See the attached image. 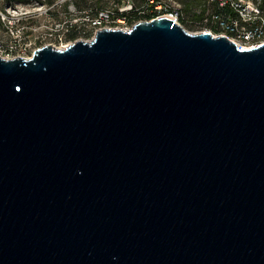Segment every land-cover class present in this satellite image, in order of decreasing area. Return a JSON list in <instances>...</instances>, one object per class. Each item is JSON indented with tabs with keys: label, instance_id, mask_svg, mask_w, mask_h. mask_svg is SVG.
<instances>
[{
	"label": "water",
	"instance_id": "water-1",
	"mask_svg": "<svg viewBox=\"0 0 264 264\" xmlns=\"http://www.w3.org/2000/svg\"><path fill=\"white\" fill-rule=\"evenodd\" d=\"M0 264H264V45L158 17L0 57Z\"/></svg>",
	"mask_w": 264,
	"mask_h": 264
},
{
	"label": "rangeland",
	"instance_id": "rangeland-1",
	"mask_svg": "<svg viewBox=\"0 0 264 264\" xmlns=\"http://www.w3.org/2000/svg\"><path fill=\"white\" fill-rule=\"evenodd\" d=\"M136 0H53V5L49 6L47 0H0V49L9 43H20L28 45L31 50L42 48L46 45H53L56 48L61 45L57 41L58 37H64L67 43L76 41H91L90 36L93 30H90L89 19H95L100 12H106L111 16L117 11H129L134 7ZM163 1V0H160ZM244 6L241 9L233 0L234 11L243 21V16H248L249 8L260 4V0H238ZM178 4L175 7L184 9L187 13V22L183 23L179 17L177 24L192 34L209 32L212 35L225 34L220 26L222 21L214 14L216 7L208 0H175ZM189 2L191 7L185 10V3ZM101 9V10H100ZM143 7L137 8L142 10ZM161 9V5H157ZM134 10V9H133ZM204 11V12H203ZM136 13V12H135ZM203 13L205 17L203 24H190V19L199 17ZM139 15V14H138ZM138 16L137 21H144L146 18ZM160 17H168L163 14ZM221 18V17H220ZM104 23L106 27L114 30H129L133 24L119 19L116 22L112 20ZM222 19V18H221ZM199 21V19H197ZM199 23V22H197ZM201 25V26H200ZM80 28L76 38L69 39L68 35L71 29ZM220 29L214 32L212 27ZM222 27V28H221ZM70 43V44H71ZM57 49V48H56Z\"/></svg>",
	"mask_w": 264,
	"mask_h": 264
},
{
	"label": "built area",
	"instance_id": "built-area-1",
	"mask_svg": "<svg viewBox=\"0 0 264 264\" xmlns=\"http://www.w3.org/2000/svg\"><path fill=\"white\" fill-rule=\"evenodd\" d=\"M242 5V4H241ZM241 8V6H239ZM162 9V6H161ZM160 9V10H161ZM244 9V6L241 8ZM168 15V18L177 21V18H180L179 12L177 10L172 12L165 13ZM163 15V14H162ZM161 15L156 16L155 18L160 17ZM243 21L241 22L239 20H232L230 22H222L221 27L225 34L220 35H213L215 37L217 36H225L228 39H230L232 42H234L239 49H250L254 48L260 45H264V0H260V4L257 6H252L249 8V14L248 16H243ZM111 16L106 12H100L95 19H89V25L90 30H93V33L90 35L91 40L94 39L97 30L104 29H112L109 27H106L107 25H104V23L110 21ZM112 22L114 21L112 17ZM119 20V19H117ZM116 22V20L114 21ZM140 21H135L131 24V28L137 24ZM72 33L76 32L79 34L80 28L75 27L74 29L68 30ZM61 41V45L59 47H56L57 49H65L69 45L73 43H67L66 39L63 37H58L57 41ZM77 42V41H76ZM75 43V42H74ZM53 46V45H52ZM55 47V46H54ZM35 50H31V47L28 45H21L20 43H9L5 47H1L0 49V57L8 60V59H14L16 57H22V58H30Z\"/></svg>",
	"mask_w": 264,
	"mask_h": 264
},
{
	"label": "trees",
	"instance_id": "trees-1",
	"mask_svg": "<svg viewBox=\"0 0 264 264\" xmlns=\"http://www.w3.org/2000/svg\"><path fill=\"white\" fill-rule=\"evenodd\" d=\"M210 4L214 5L216 7V12H214L215 16L217 18H219L222 22H230L232 20H240V18L238 17V14L234 11L233 6L236 4L238 6H241V8L243 7V5H241V3H239L238 0H234L235 4H233V0H208ZM135 5L133 8H131L129 11H117L114 15H113V19L117 20V19H123L127 22H129L130 24L137 21L138 16H141L140 14H142V16H144L146 18V20H151L154 19L156 16L158 15H162L165 14L167 12H172L177 10L179 12L180 15V21H182L183 23L187 22V13H185L184 9H182L179 5V7H175L176 5H178L175 0H136L135 1ZM47 4L49 6H52L53 0H47ZM157 5H161L162 9H157ZM139 7H143L142 10H137V8ZM191 7V4L189 2L185 3V10H188ZM134 9V10H133ZM101 10V9H100ZM136 12V13H135ZM204 12V11H203ZM139 14V15H138ZM222 19H221V18ZM205 17L203 16V13L197 17V19H199V21L195 18L190 19V24L194 23V24H203V19ZM199 22V23H197ZM200 25V26H201ZM221 26V25H220ZM76 27V26H75ZM214 32H219L220 29L216 27H212ZM78 36V34L76 32L74 33H69L68 38L69 39H74Z\"/></svg>",
	"mask_w": 264,
	"mask_h": 264
}]
</instances>
